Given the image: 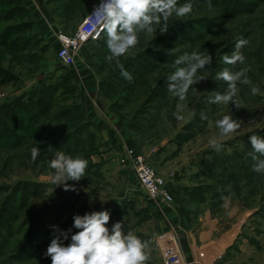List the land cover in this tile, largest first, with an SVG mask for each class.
I'll list each match as a JSON object with an SVG mask.
<instances>
[{"label":"rangeland","instance_id":"374dc122","mask_svg":"<svg viewBox=\"0 0 264 264\" xmlns=\"http://www.w3.org/2000/svg\"><path fill=\"white\" fill-rule=\"evenodd\" d=\"M232 1L225 7L217 0H191L190 14H173L166 31L160 30L163 21L152 35L142 30L138 43L118 58H109L104 27L99 41L80 46L90 55L86 65L91 72L86 73L82 59L76 58L73 66L56 59L60 44L50 42L49 23H57L54 26L58 25L62 33L73 34L99 0H40V5L36 0H0V210L7 211L1 215L15 227L0 264H51L45 255L51 240L61 233L70 238L79 231L73 226L76 215L105 209L110 213V229L119 222L125 233L147 242L144 251L148 259L144 264H159L170 255L182 261L170 235L151 231L148 221L153 217V203L139 185L131 184L136 177L130 181L126 177L134 173L126 153L112 166L106 152L102 157L98 149L84 155L100 145L98 129L86 113L82 117L83 109L78 108L82 105L79 93L90 85L92 77L100 82L97 107L131 125L142 153L157 149V160L148 157L149 161L139 153L166 180L170 172L174 173L168 184L188 178H201L199 181L205 183L186 192L185 200L196 216L208 208L220 225L215 238H220V245L225 247L219 258L210 255L205 260L264 264V171H254L257 161L253 160L248 139L251 135L264 137V0ZM185 2L177 0L178 5ZM241 39L247 41L239 49L244 62L226 63L224 55L231 56ZM193 52L209 54L212 61L198 69L200 79L181 101L169 91V83L176 82L168 77L178 67L186 66V62L176 65L175 60ZM122 68L131 79L121 73ZM226 68L244 70L251 81L237 82L234 99L239 107L233 102H210L215 92L228 90V82L217 77ZM253 86L260 91L253 94ZM225 115H230L239 127L222 135L216 121ZM73 132L77 137L84 136L78 138L81 147L77 152L65 150V154L88 161L86 177L67 182L75 190L54 188V169L49 162L57 149L64 152L66 144L58 145ZM213 140L219 148L211 143ZM34 146L41 151L35 160L31 157ZM128 182L133 188L126 187ZM59 189L66 191L58 195ZM127 193L136 194L138 202L127 201ZM50 198L58 199L64 208L62 214L54 209L57 215L52 214L51 223L45 224L53 230V236L46 238L43 246L39 244L32 257L18 260L13 252L17 242L23 239L26 229L33 227L34 216ZM203 248L195 250L200 261Z\"/></svg>","mask_w":264,"mask_h":264},{"label":"clouds","instance_id":"9594fccd","mask_svg":"<svg viewBox=\"0 0 264 264\" xmlns=\"http://www.w3.org/2000/svg\"><path fill=\"white\" fill-rule=\"evenodd\" d=\"M193 10L191 0L182 5L177 4V0H99L94 6L90 16L93 22L102 19L107 31V47L111 52V58H118L126 53L130 48L138 43V34L143 30L146 34L152 35L156 31V25H163L161 32L167 30L168 20L173 14L176 17H184ZM247 43L246 40H238L236 51L231 56L224 55V61L228 64L244 62L245 57L239 49ZM212 61L211 55L193 52L184 53L175 60L176 65L186 62L185 67H178L169 77V91L177 96L181 101L185 99L188 89L196 83L200 77L197 75L198 69H203L205 65ZM121 73L131 79L130 73L123 68ZM219 79L228 82V90L224 93L215 92L210 98L211 103L228 105L230 102L238 103L234 99L238 91L237 82L250 84L251 81L245 76L244 70L230 71L224 69L217 74ZM242 77H244L242 79ZM260 91L258 86L252 87V93ZM206 118V117H205ZM216 125L222 135H227L239 125L230 115L223 116L216 121ZM253 149V160L257 161L253 165L256 172L264 171V137L251 135L249 138ZM219 148L215 140L211 141ZM50 151L52 147L48 148ZM39 147L31 149L33 160L40 155ZM259 154V155H256ZM50 167L54 169L52 182L54 188L63 186L65 189L72 188L68 181L78 182L86 177L88 161L83 158H74L63 151L56 150L50 160ZM110 221L108 210L93 211L84 215L74 217V228L79 231L72 233L70 242L67 233L53 238L47 247L45 255L50 257L51 264H144L148 259L146 252L147 242L142 241L131 232H124L121 223H115L111 229L107 226Z\"/></svg>","mask_w":264,"mask_h":264},{"label":"crops","instance_id":"0c3cea01","mask_svg":"<svg viewBox=\"0 0 264 264\" xmlns=\"http://www.w3.org/2000/svg\"><path fill=\"white\" fill-rule=\"evenodd\" d=\"M54 23L53 25L52 23H49V37H52L53 39L50 42L52 43L53 41H56L59 45L60 43H58L59 41L57 35L60 33V29L58 25L54 26ZM77 59H82V65L85 66L83 69H90V66L86 65V62L90 60V55L87 49L79 47ZM89 72L91 71H86V73ZM99 83L100 82L98 80H95L92 77L90 85L87 88H84L82 93H79V102L87 108L86 115L89 122H91L93 126L98 129L100 145L97 149L99 154L101 157L105 152L110 154L111 158L109 161L110 166H112L117 163V157H119L122 153H126L127 149L132 148L137 152H139L140 149L138 148V142L133 135V128L130 124L125 121L114 119L111 115L103 113V111L97 107L96 101L100 100V97H98L97 94L100 86ZM104 112H106V108L104 109ZM156 150L157 149L146 154L141 151L140 153L145 155L147 158L150 157L152 160H157L159 158V154ZM150 158H148L149 161ZM117 170H120L121 173L124 172L123 167H118ZM162 174L166 175L164 172ZM173 174V172L169 173L170 179ZM125 175L128 177L129 181L132 178H135L133 172H129ZM199 180H201V178H188L186 180L176 181L175 183L171 180L169 190L173 196V203L170 206L163 203L155 205L151 204L153 210H150V214H152L153 217L149 219L148 223L151 224V231L154 234L166 233L172 237L174 249L179 252L182 260L178 261L177 264H227L229 261L213 260L210 262L205 260L210 255L219 258V255L222 254L221 252L223 251L225 244L220 245V238H215L219 233L220 225H218L215 222V219L209 214L208 208L202 209V214L196 216L193 209H191L185 201L188 195L186 192H189L192 188H200L205 185V183ZM121 182L124 185L125 179L123 177ZM131 184L138 185L136 180ZM131 184L129 183V186L126 187L128 188L131 186V188H133V185ZM126 198L127 201L137 203L139 197L136 194L127 193ZM199 248H203V250H205L203 251L205 254H202L201 261L199 258L200 256H198L195 251ZM159 264L167 263L166 261H159Z\"/></svg>","mask_w":264,"mask_h":264},{"label":"built area","instance_id":"2783aa9c","mask_svg":"<svg viewBox=\"0 0 264 264\" xmlns=\"http://www.w3.org/2000/svg\"><path fill=\"white\" fill-rule=\"evenodd\" d=\"M92 12L93 8L81 20L73 34L60 32L57 35L60 46L57 48L55 56L64 65L73 66L79 47L88 42L97 41L101 37L105 23L102 19H98L94 23L90 16ZM126 156L134 170L136 182L147 199L154 205L163 203L170 206L173 203V196L169 190L168 180L159 175L150 162L135 149H127ZM177 262L178 257L176 255H170L166 260L167 264H177Z\"/></svg>","mask_w":264,"mask_h":264},{"label":"trees","instance_id":"16d2710c","mask_svg":"<svg viewBox=\"0 0 264 264\" xmlns=\"http://www.w3.org/2000/svg\"><path fill=\"white\" fill-rule=\"evenodd\" d=\"M36 1L40 5V0H36ZM217 1H218V3H223L225 5V7L231 6L233 3L232 0H217ZM97 41H99V40H97ZM97 41H91V42H97ZM91 42H89V43H91ZM78 108L83 109L82 117L84 118L87 108L82 106V105H78ZM83 122H85V121H83ZM76 135H77L76 132L71 133L70 135L67 136L65 141L59 143L58 147L60 146V144L61 145L66 144L65 146H67V148L64 149V153H66L65 150H67L69 152H73L76 150L78 151L79 148L81 147V146L79 147V142H80L79 140L80 139H78V138L83 139L84 136H82V135L80 136L78 134L80 137H77ZM74 137H76V139L73 142ZM58 147H56V148H58ZM95 151H97V146L91 147L90 150L84 152V155H87V154L90 155L91 153H94ZM35 187L40 188L38 185H35ZM62 190L66 191L65 189H62ZM62 190L59 189L58 190L59 193H57V194L60 195L61 193L62 194L65 193ZM57 200L58 199H54V198L47 199L44 203L45 204L44 208H42L39 211V213L36 214V216H34L33 227H31L30 229H26L23 233V239L21 241L17 242L16 249L13 251L14 254L17 256L15 258H17L18 260H24L26 258L32 257L37 252V250L39 249L38 245L40 244L39 247L43 246L45 239L53 236V233H52L53 230L50 229L49 227H46L45 224L51 223L50 218H51L52 214L55 216L57 215L55 213L54 209L56 210V212L58 214L64 213V212H61L64 210L62 204L57 202ZM16 201H18V200H16ZM14 209H16V207H14ZM65 209H66V207H65ZM4 211H5V209L0 210V256L3 253L4 249L7 250L6 245L8 243H10V241L8 242L7 239L12 238V235H14L13 230L15 229V227H13L12 225H10L8 223V219L3 217V215H1V212H4ZM5 213H7V211H5ZM36 225L38 227H36ZM68 226L70 227L71 224H69ZM38 228H43V230H45V232L39 231ZM5 233H7V235ZM69 240H70V238H69Z\"/></svg>","mask_w":264,"mask_h":264}]
</instances>
